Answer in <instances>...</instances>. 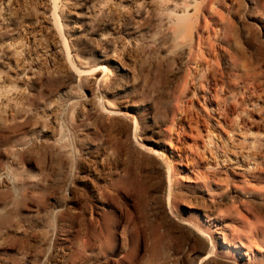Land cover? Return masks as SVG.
<instances>
[{"label":"bare ground","instance_id":"bare-ground-1","mask_svg":"<svg viewBox=\"0 0 264 264\" xmlns=\"http://www.w3.org/2000/svg\"><path fill=\"white\" fill-rule=\"evenodd\" d=\"M239 5L240 0H0V122L14 116L28 87H54L35 112L25 113L41 118L32 147L44 143L53 151L42 138L54 137L64 105L78 119L100 105L92 93L74 92L80 79L101 84L112 64L117 75L105 93L120 95L121 102L106 111L121 116L130 107L127 92L136 70L160 58L177 88L167 115L178 129L151 128L174 162L166 173L160 164L151 165L158 178L152 200L157 213L200 229L186 230L187 245H197L201 264H264V60L232 47ZM243 15L264 26V0H248ZM145 17L146 46L138 42ZM120 26L136 39L122 44L127 61L113 50ZM87 32L95 45L84 42ZM262 37L264 43V31ZM78 42L83 48L74 61L70 49ZM6 173L0 184L11 185ZM249 220L262 239L233 236Z\"/></svg>","mask_w":264,"mask_h":264},{"label":"rangeland","instance_id":"rangeland-1","mask_svg":"<svg viewBox=\"0 0 264 264\" xmlns=\"http://www.w3.org/2000/svg\"><path fill=\"white\" fill-rule=\"evenodd\" d=\"M247 6L248 0H240L232 47L263 61L264 26L243 17ZM149 26L148 17L138 24L144 30L141 45L147 44ZM85 36L84 42L96 44L94 34ZM115 36L113 50L127 61L122 44L134 36L124 26ZM82 48L79 42L71 47L74 61ZM108 68L101 84L80 79L74 90L83 97L92 93L100 101L98 108L78 119L64 105L54 137L42 138L55 146V154L44 143L32 147V139L40 137L41 118L25 114L47 101L54 87H28L14 116L0 122V174L5 169L12 177L11 185L0 184V264H201L194 253L197 245H187V230L200 229L184 228L175 215L161 216L152 203L158 178L151 165L160 164L164 173L174 165L156 142L158 135L151 133L154 124L172 133L178 129L167 115L169 97L177 92L171 69L160 58L139 67L127 92L130 107L121 116H108L106 110L119 108L121 102L120 95L105 93L117 75L112 64ZM251 233L258 234L253 220L233 230L234 237ZM257 238L263 237L259 233Z\"/></svg>","mask_w":264,"mask_h":264}]
</instances>
